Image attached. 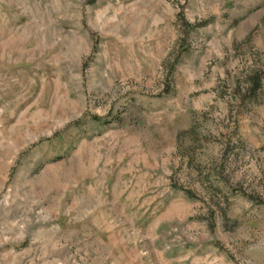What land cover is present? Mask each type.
<instances>
[{"label":"rangeland","instance_id":"rangeland-1","mask_svg":"<svg viewBox=\"0 0 264 264\" xmlns=\"http://www.w3.org/2000/svg\"><path fill=\"white\" fill-rule=\"evenodd\" d=\"M0 264H264V0H0Z\"/></svg>","mask_w":264,"mask_h":264}]
</instances>
